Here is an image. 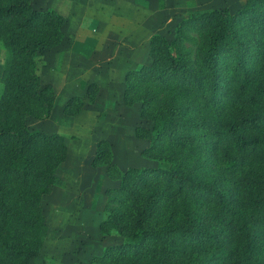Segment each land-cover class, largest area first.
<instances>
[{
	"label": "trees",
	"instance_id": "1",
	"mask_svg": "<svg viewBox=\"0 0 264 264\" xmlns=\"http://www.w3.org/2000/svg\"><path fill=\"white\" fill-rule=\"evenodd\" d=\"M32 2L0 0V264L39 253L40 199L66 156L60 134L24 123L50 113L37 57L59 44L65 22ZM147 45L148 63L124 74L122 103L139 104L146 126L133 134L158 165L119 169L96 142L91 165L105 163L116 181L98 230L119 241L88 264H264V0L185 14L171 39L152 34ZM80 103L68 99L63 112Z\"/></svg>",
	"mask_w": 264,
	"mask_h": 264
},
{
	"label": "rangeland",
	"instance_id": "2",
	"mask_svg": "<svg viewBox=\"0 0 264 264\" xmlns=\"http://www.w3.org/2000/svg\"><path fill=\"white\" fill-rule=\"evenodd\" d=\"M242 1L164 0L159 7L156 0H33L34 8H51L65 22L59 44L37 57L40 80L54 92L50 113L39 119L26 116L24 123L60 134L66 156L55 170L50 193L41 196L47 231L29 264H88L105 245L119 241L115 233L101 237L98 230L104 190L116 181L107 176L105 163L91 165L96 142L109 144L110 159L119 169L158 165L140 155L146 142L133 131L146 122L139 118L138 103H122L125 72L148 63L150 35L171 39L183 15L224 6L235 11ZM3 56L0 44V70ZM72 97L80 106L64 113Z\"/></svg>",
	"mask_w": 264,
	"mask_h": 264
},
{
	"label": "crops",
	"instance_id": "3",
	"mask_svg": "<svg viewBox=\"0 0 264 264\" xmlns=\"http://www.w3.org/2000/svg\"><path fill=\"white\" fill-rule=\"evenodd\" d=\"M63 32V31H62Z\"/></svg>",
	"mask_w": 264,
	"mask_h": 264
}]
</instances>
